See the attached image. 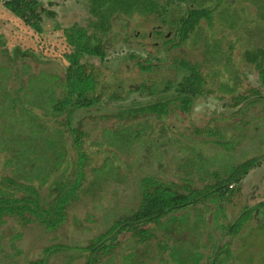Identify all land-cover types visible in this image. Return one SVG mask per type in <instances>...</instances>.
Instances as JSON below:
<instances>
[{
  "label": "trees",
  "instance_id": "trees-1",
  "mask_svg": "<svg viewBox=\"0 0 264 264\" xmlns=\"http://www.w3.org/2000/svg\"><path fill=\"white\" fill-rule=\"evenodd\" d=\"M179 1L189 3V16L208 17L206 9L191 7L199 5L197 2L200 0ZM82 2L86 4L90 16L85 26L74 22L62 29L69 47L64 54L67 64L63 73L48 69L32 73L30 65L25 62L19 65L21 79L15 76L17 85L9 89L4 85V78L10 68L0 67V127L4 128L0 131V156L3 159L0 165V228L5 227L7 218H11L17 229L34 225L45 236L55 234L53 240L59 238L58 230L65 226L85 236L75 245L59 242L46 246L43 249L45 256L34 264H48L50 257L60 251H68L69 264H231L230 243L223 241L224 236L239 233L244 223L253 216V208L245 209L232 222L220 219H227L225 205L233 194L232 184H240L251 170L260 167L264 154L239 164L228 162L227 169L223 170L211 169L213 163L208 157L203 160L202 154H205L196 150L200 159L194 152L187 156L190 158L187 164L192 166L187 167L185 175L175 171L176 174L173 173V178L169 179L146 172L139 179H133L129 169L119 162L121 155L129 154L141 144L155 146V133L159 139L167 137L175 141L173 145L179 143L180 139L174 134L170 136L166 133L164 125L156 126L158 119L166 118L175 109L187 114L198 98L213 94L214 74L202 72L201 62L179 59L176 69H183L186 73L169 101L159 98L130 107L116 106L114 121L109 116L100 117L99 134L88 133L82 120L73 125L75 111L94 106L109 107L113 101L122 99V87L100 82L95 68L87 62V58L91 57L105 60V42L114 32V18L121 15L129 18L132 15L160 17L167 14L168 8V3L165 5L159 0ZM261 4L263 7L258 10L264 20V0ZM48 14L55 15L52 11ZM163 21L166 23L167 19ZM170 24L182 37L186 35L187 20L182 16L175 17ZM228 25L233 27V21ZM161 31L157 27L154 32L161 36ZM244 59L254 70H263L264 45L246 48ZM139 65L143 70L150 69L148 63ZM172 87V82H167L163 89ZM253 92L256 97L250 104L261 101L264 106V93L257 89ZM238 99L248 101L250 97L241 96ZM170 103H174L173 106ZM213 142L225 148L232 145L231 142ZM99 153L104 156L96 164ZM156 160L160 161L157 155ZM130 180L136 186L132 201H116L106 210L94 206L92 211L95 212H87L85 217V222L92 227L86 226L76 215H69L78 203L101 196L100 192L107 189L110 183L128 184ZM213 184L217 185L208 190ZM167 194L169 197L166 198ZM209 201L223 209L222 217H215L216 222L212 223L215 224L213 231L218 233L217 238L211 233L208 244L197 240L194 248L183 246L182 241L181 245L178 242L173 245L163 242L170 238L169 235L178 240V229L180 233L184 229L190 230V234L195 236L201 223L195 220L191 226L195 227V231L190 229L189 216L197 218L194 215L197 206ZM261 205L264 206V203ZM217 222L220 225H216ZM85 226L87 234L80 230ZM216 226L219 228L216 229ZM22 237L23 233L15 230L8 245L4 244L7 245L6 250L10 248L13 251L9 258L15 260L21 256L16 243ZM140 247H144V251H139ZM0 251L5 253L4 248Z\"/></svg>",
  "mask_w": 264,
  "mask_h": 264
},
{
  "label": "rangeland",
  "instance_id": "rangeland-1",
  "mask_svg": "<svg viewBox=\"0 0 264 264\" xmlns=\"http://www.w3.org/2000/svg\"><path fill=\"white\" fill-rule=\"evenodd\" d=\"M159 1L165 5L168 3L166 15H132L130 18L121 15L114 18V32L105 42V60L91 57L87 58V62L95 68L100 82L122 87V99L113 101L109 107L94 106L77 110L73 114L72 124L76 125L82 120L88 133L99 134L100 117L109 116L114 121L116 106L130 107L132 104H142L159 98L171 99L175 95V87L186 73L183 69H176V62L185 58L192 62H201L202 72L214 74L211 86L214 93L198 98L187 114L175 109L166 118L158 119L156 126L164 125L166 133L170 136L174 134L180 139L179 143L173 145L175 141L167 137L159 139L155 133L153 138L157 139V146L141 144L125 154L127 157L122 154L119 162L129 169L133 179H139L146 172L170 179L173 178V173L179 171L185 175V170L191 168L192 165L187 164V160H190L187 156L194 152L200 159L196 150L205 154H202L203 160L208 157L213 163L211 169L225 170L229 163L239 164L252 157L262 156L264 106L261 101L256 104H250V101L256 97L253 90L264 93V69L256 71L244 59L246 48L264 45V20L258 10L263 7L262 0H200L197 2L199 5L194 4L191 7L206 9V19L189 16L187 2ZM51 11L55 13L53 17L48 14ZM180 16L187 20L186 35L183 37L170 24V21ZM89 18L87 6L82 0H0V67L10 68L4 78V85L9 89L17 85L15 76L20 78L19 65L25 62L30 65L32 73L45 69L63 73L67 64L64 54L69 51V47L62 29L74 22L85 26ZM164 18L167 19L166 23ZM230 21H233V27L228 25ZM157 27L162 30L161 36L154 32ZM172 44L176 45L171 46ZM139 63H148L150 69L143 70ZM237 80L240 82L237 83ZM167 82H172L173 87L164 90ZM241 96H249L250 99H238ZM173 104L170 103V106ZM0 128V131L4 129ZM216 140L223 144L231 142L232 145L225 148L215 144L213 141ZM155 154L160 157V161L156 160ZM1 156L0 165L3 163ZM103 156L102 153L97 154L95 163L99 164ZM216 185H211L208 190ZM232 186L233 194L225 205L226 220L220 219L223 211L220 205L215 206L210 201L199 204L198 211L195 210L197 213H194L197 218L190 215L187 221L189 227L195 224V220L201 223L195 234L200 236L195 238L190 230L184 229L180 233L181 230L178 229V240L169 235L171 239L163 242L168 245L178 242L181 245L182 241L183 246L189 248H194L197 240L208 244L211 233L216 235L215 238L218 237L216 230L213 231L215 217L221 216L220 221L228 222L229 219L232 222L245 209L253 208V216L244 223L240 232L225 235L223 241L230 243L228 249L230 256H233L229 260L231 264H234V260H237L235 264H264V206L261 205L264 203V162L260 167L251 170L240 184ZM106 188L100 192L101 196L78 203L74 207L76 209L70 208L69 215H76L86 226L92 227L85 222V217L87 212H95L92 211L94 206H101L106 210L116 201L131 202L135 196L136 186L131 180L128 184L112 182ZM165 197H169V194ZM211 213L214 215L211 216ZM10 220L12 219L7 218L5 227L0 228V249H5V253L0 251V264H34L45 256L43 249L46 246L59 242L75 245L85 238L70 226H65L59 228V238L53 240L56 236L53 233L45 236L34 225L17 229L15 222L12 224ZM216 225L220 224L217 222ZM86 226L84 229L80 228L85 234ZM217 228L219 227L216 226ZM190 229L194 230L195 227ZM13 230L23 233L22 239L16 243L22 254L15 260L8 256L13 251L5 248L12 238ZM147 250L150 253V249ZM139 251H144V247H140ZM67 254L68 251L54 254L48 264H69Z\"/></svg>",
  "mask_w": 264,
  "mask_h": 264
}]
</instances>
